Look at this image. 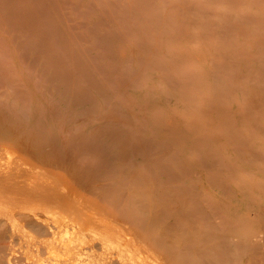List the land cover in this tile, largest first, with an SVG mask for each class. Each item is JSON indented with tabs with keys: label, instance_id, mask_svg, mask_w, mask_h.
<instances>
[{
	"label": "bare ground",
	"instance_id": "1",
	"mask_svg": "<svg viewBox=\"0 0 264 264\" xmlns=\"http://www.w3.org/2000/svg\"><path fill=\"white\" fill-rule=\"evenodd\" d=\"M0 264H264V0H0Z\"/></svg>",
	"mask_w": 264,
	"mask_h": 264
}]
</instances>
